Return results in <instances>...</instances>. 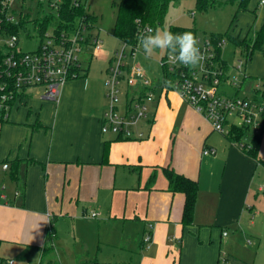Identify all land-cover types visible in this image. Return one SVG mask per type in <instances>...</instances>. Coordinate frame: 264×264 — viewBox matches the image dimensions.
Returning <instances> with one entry per match:
<instances>
[{
    "label": "crops",
    "instance_id": "0c3cea01",
    "mask_svg": "<svg viewBox=\"0 0 264 264\" xmlns=\"http://www.w3.org/2000/svg\"><path fill=\"white\" fill-rule=\"evenodd\" d=\"M89 80H70L58 101L34 99L28 89L0 122V260L17 264L1 255L13 250L40 254L44 264L50 239L57 248L71 226L75 239L87 230L119 245L141 233L138 264H264L257 261L264 254V128L254 158L156 82L149 118L133 137L102 133L107 90L88 95ZM209 147L215 156L203 155ZM167 167L199 183L189 226L184 194L168 190ZM241 237L258 241L252 262L235 255Z\"/></svg>",
    "mask_w": 264,
    "mask_h": 264
},
{
    "label": "built area",
    "instance_id": "2783aa9c",
    "mask_svg": "<svg viewBox=\"0 0 264 264\" xmlns=\"http://www.w3.org/2000/svg\"><path fill=\"white\" fill-rule=\"evenodd\" d=\"M36 6L37 17L31 18L25 5ZM64 0H0V48L4 75L14 89L25 93L28 89L41 88L42 96L51 101H58L62 89L70 80L77 79L86 67L84 57L92 59L102 50L103 41L96 33L97 21H93L89 10V0H71L74 8L84 7L83 14L75 22H66L67 28L58 31L56 25L42 30L41 22L46 15L59 16ZM264 0L260 1V5ZM32 8V6H31ZM33 27V32L31 27ZM17 28L16 32L10 29ZM148 28H141L138 35ZM153 29V28H152ZM39 40L35 51H24L20 47L23 40ZM199 47L205 59L196 67L172 64L167 53L159 62L163 69V88L165 72L173 75V90L211 124L214 131L228 135L232 127L247 130L251 137L258 136L264 128V88L261 86L247 90L250 95H240L246 90L247 78L243 70L244 63L235 66L238 73L231 76L217 57L216 48L222 43L211 38L198 37ZM130 48V52L128 49ZM134 45L123 41L122 49L111 57L107 69L106 81L109 108L101 119L102 133H115L127 138L134 135V129L143 120L149 118V104L155 97L156 86L144 69L136 63H127V59L136 56ZM125 83V100L120 106L122 89ZM7 86V83L3 88ZM15 96L4 93L0 97V118L5 119L10 112L9 102ZM18 98V97H17ZM135 127V128H134ZM143 134L140 133L139 137ZM246 139V138H245ZM244 143V142H243ZM250 143V141H249ZM217 149L206 148L205 156H215ZM7 169V166L4 167ZM98 217V213H92ZM52 225H49V232ZM52 237L53 234H52ZM149 234L145 241L149 242ZM0 264H15L13 260H0Z\"/></svg>",
    "mask_w": 264,
    "mask_h": 264
},
{
    "label": "rangeland",
    "instance_id": "374dc122",
    "mask_svg": "<svg viewBox=\"0 0 264 264\" xmlns=\"http://www.w3.org/2000/svg\"><path fill=\"white\" fill-rule=\"evenodd\" d=\"M120 3L121 0H89V10L98 19L95 32L100 33L103 45L102 50L92 59L84 57V65L89 68L86 77L90 79L89 86L94 88L89 89L90 93L88 95H91L93 90H95L94 96L97 93L101 94L102 86H104L106 93L105 83L108 80L106 69L109 66L110 56H113L116 51L122 49L123 41L116 35ZM258 3L259 0H251L246 9L241 10L235 15L236 8L233 5L213 8L203 13L198 9L195 0H179L170 4L163 25L157 26V28H170L171 26L193 28L198 32V37L202 39H209L214 33L225 35L221 46V56L227 63L231 76L235 77L238 74L235 71V66L238 65L239 61H242L244 63V72H247L252 79L251 85L247 83L246 88L248 89L249 86H261L264 88V39L260 49L247 55L245 49L227 38V35H230V37L242 41L250 30L256 32L262 30L264 26V5L259 6ZM31 6L27 2L25 9L29 11L31 18H35L37 17V9L35 5L33 6L32 4ZM29 27H31L33 32V27ZM38 46L39 40L37 39L30 41L23 40L20 43V47L27 52L35 51ZM134 46L137 49L136 56H130L127 59V63L139 64L153 83L156 84L157 82V84L162 85L164 79L163 69L159 62L166 55V52L158 51L151 57H146L139 46L138 40ZM128 52H130V48ZM86 77L82 76L78 77V79L84 80ZM121 89L123 93L120 106H123L125 91L127 89L125 83L121 84ZM42 92L41 88L33 89L31 91L33 94L32 98L41 99ZM240 95L244 96L246 94L240 91ZM105 98L107 99V111L109 108L107 93ZM249 137L251 136L249 135L246 139L248 140ZM66 232L67 235L60 237L59 246L53 248L51 252L48 250L50 253H47L43 258L44 264H138L139 262L138 254L141 251H138L137 247L139 248L142 242V239H140L141 233L139 240L138 238L134 239L137 246L134 244L135 241L129 244L127 242L128 239H126L122 245L120 244L121 247H119L118 241H113V243L106 241V236L100 240L98 232L90 235L86 230L85 234L78 236L77 239H75V233L71 229V226L67 228ZM248 240L250 241L246 237L237 239L235 243V255L238 257L244 256V258L252 262L255 251H257L256 248L259 245L258 241L251 239L252 244H250ZM128 245H131L134 249H131V251L127 250L128 247L126 246ZM1 255L5 259L11 258L16 260L17 264H40V254L24 253L19 257V255L15 256L13 250H10L6 254L1 253ZM262 258H264V254L263 256L260 255L257 261L261 262ZM25 260L26 262L24 263Z\"/></svg>",
    "mask_w": 264,
    "mask_h": 264
},
{
    "label": "trees",
    "instance_id": "16d2710c",
    "mask_svg": "<svg viewBox=\"0 0 264 264\" xmlns=\"http://www.w3.org/2000/svg\"><path fill=\"white\" fill-rule=\"evenodd\" d=\"M179 1V0H121L119 17L116 25V35L122 41H126L131 45H136L137 37L141 28L152 27L154 30L157 26H161L164 23L166 14L170 7V4ZM198 9L206 13L210 9L225 7L228 5H233L236 8L235 15L238 14L243 9H246L251 0H195ZM84 7L74 8L71 6V0H64L61 13L59 16L46 15L43 17L41 26L42 30H47L49 26L56 25L58 31H62L67 28L66 22H75L83 14ZM93 21H97V17H92ZM235 19V18H234ZM234 21V20H233ZM173 33H183L185 31H190L194 33L198 38V32L193 28L171 26L169 28ZM17 28L10 29L11 32H16ZM227 38L234 43L240 45L248 54H251L253 51L260 49L261 44L264 39V26L261 31L256 32L250 30L246 38L242 41L236 40L230 35H227ZM211 39L216 44L224 41L225 35L222 34H212ZM5 50L0 48V97L4 93L12 94L15 96L14 100L9 102L10 108L13 106L16 98L25 96L24 93H20L14 89L10 80L8 81L4 75V68L2 65V57L5 54ZM217 57L221 59V63L225 68H229L225 60L221 56V48H216ZM89 71L88 67L83 69V73L79 76H87ZM165 84L167 90L173 89V75L165 72ZM247 80L252 81L251 78ZM7 83V86L5 84ZM6 119L2 116L0 122H5ZM246 129L232 127L229 134L227 135L228 139L237 143L242 147V149L250 156L256 158L258 157V151L260 147V136H253L250 139V143L244 142V139L248 137ZM244 142V143H243ZM166 177L168 179V190L170 192L182 193L185 196V203L182 215V223L184 226H189L194 222V215L196 209V201L199 190V183L196 180H193L185 175L177 173L174 169L167 167L165 168ZM155 175L153 174L150 178V186L154 182ZM52 236L53 233H49ZM52 239H50V244L48 245L44 254H47L52 248L51 244ZM49 250V251H48Z\"/></svg>",
    "mask_w": 264,
    "mask_h": 264
},
{
    "label": "clouds",
    "instance_id": "9594fccd",
    "mask_svg": "<svg viewBox=\"0 0 264 264\" xmlns=\"http://www.w3.org/2000/svg\"><path fill=\"white\" fill-rule=\"evenodd\" d=\"M137 40L146 57L166 52L170 63L191 67L201 65L205 59L197 36L190 31L173 33L169 28H148Z\"/></svg>",
    "mask_w": 264,
    "mask_h": 264
}]
</instances>
